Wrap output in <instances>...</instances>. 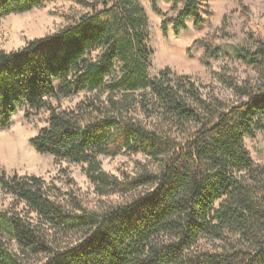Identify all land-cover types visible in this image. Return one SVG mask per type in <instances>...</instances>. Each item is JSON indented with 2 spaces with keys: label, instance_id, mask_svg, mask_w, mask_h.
I'll list each match as a JSON object with an SVG mask.
<instances>
[{
  "label": "trees",
  "instance_id": "16d2710c",
  "mask_svg": "<svg viewBox=\"0 0 264 264\" xmlns=\"http://www.w3.org/2000/svg\"><path fill=\"white\" fill-rule=\"evenodd\" d=\"M49 1L0 0V17ZM70 1L86 11L56 33L0 51V126L21 107L27 117L48 111L30 139L36 151L84 164L98 195L126 200L89 209L42 177L0 169L10 197L0 208V264H264V165L245 143L264 132V41L234 52L257 70L255 82L223 78L233 98L205 95L168 67L151 76L141 0ZM195 7L186 0L176 28L186 29L188 17L202 23ZM82 92L91 97L76 109L53 104ZM125 152L157 169L122 177L104 170L100 155Z\"/></svg>",
  "mask_w": 264,
  "mask_h": 264
},
{
  "label": "rangeland",
  "instance_id": "374dc122",
  "mask_svg": "<svg viewBox=\"0 0 264 264\" xmlns=\"http://www.w3.org/2000/svg\"><path fill=\"white\" fill-rule=\"evenodd\" d=\"M141 2L149 17V45L154 51L151 76L168 67L177 75L191 76L203 94L213 91L230 99L233 95L223 78L239 83L255 82L259 78L255 68L234 60V52L242 45L264 41V0H196V7L191 11L198 13L203 21L196 26L194 17H188L184 21L186 29L176 28L186 0H156L159 12L153 9V0ZM85 11L70 0H51L30 11L0 17V51L18 50L34 39L56 33ZM168 47L177 50V56L183 59L181 63H173L164 56ZM209 48L221 52L209 58L206 56ZM88 97L90 94L82 92L53 104L58 109L72 110ZM48 117L49 112L45 110L34 111L27 117L26 109L21 107L12 115L9 127L0 126V169L8 174L42 177L63 197L69 199L75 195L89 209L125 201L119 195H98L84 164L57 160L36 151L30 139L47 125ZM245 143L255 163L264 165V132L255 138H246ZM99 159L104 170L119 177L133 175L143 167L157 169V164L141 153L100 155ZM9 202L10 197L0 190V208Z\"/></svg>",
  "mask_w": 264,
  "mask_h": 264
},
{
  "label": "bare ground",
  "instance_id": "6f19581e",
  "mask_svg": "<svg viewBox=\"0 0 264 264\" xmlns=\"http://www.w3.org/2000/svg\"><path fill=\"white\" fill-rule=\"evenodd\" d=\"M175 48V47H174ZM177 51V50H176ZM175 51V49L173 48H166V52L164 53V56H166L169 60H171V62H176L179 63L180 61H182L183 59L177 56V52ZM163 57V56H162ZM165 58V57H163ZM166 61V60H165ZM181 63V62H180Z\"/></svg>",
  "mask_w": 264,
  "mask_h": 264
}]
</instances>
